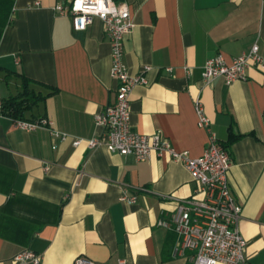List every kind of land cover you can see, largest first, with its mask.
I'll return each mask as SVG.
<instances>
[{"label":"crops","instance_id":"0c3cea01","mask_svg":"<svg viewBox=\"0 0 264 264\" xmlns=\"http://www.w3.org/2000/svg\"><path fill=\"white\" fill-rule=\"evenodd\" d=\"M0 33V98L16 95L25 76L45 100L27 118L48 128L24 132L0 116V264L32 251L40 264H192L174 255L175 234L157 226L188 199L195 183L184 165L152 154L145 162L88 149L94 116L114 102L110 44L100 19L75 32L54 8L70 0H12ZM133 29L124 41L130 75L143 67L147 86L130 95L134 132L165 136L172 147L199 157L207 133L197 126L193 100L203 104L212 131L227 145L229 189L242 207L246 263L264 264V73L204 85L202 67L220 55L227 64L257 44L264 58V0H118ZM167 69H171L169 72ZM33 119V118H32ZM240 136V137H237ZM48 167V171H45ZM134 197L135 202L121 197ZM171 199H166V197Z\"/></svg>","mask_w":264,"mask_h":264},{"label":"built area","instance_id":"2783aa9c","mask_svg":"<svg viewBox=\"0 0 264 264\" xmlns=\"http://www.w3.org/2000/svg\"><path fill=\"white\" fill-rule=\"evenodd\" d=\"M54 10L71 19L75 32L87 30L94 18L101 20L110 44V75L117 82L114 102L94 116L96 135L85 141L75 139L73 146L78 147L85 142L90 150L103 147L109 153L130 156L137 162L148 161L154 153L182 163L195 188L191 197L177 200L176 210L157 222L158 227L175 234L174 255L183 256L191 252L192 264H247V242L239 227L242 207L229 189L231 157L227 147L212 131L200 98L197 96L193 100V108L197 126L205 130L208 140L199 157L176 150L160 133L145 135L134 132L129 121L130 95L134 87L148 85L146 73L150 68L143 67L138 74L130 75L125 65L124 41L133 29L128 7L113 0H70L66 4H58ZM251 67L264 73V58L257 44L249 53L234 58L230 64L220 55L208 59L202 67L201 79L204 85H210L215 80H221L226 85L243 82L247 80V71ZM1 105L0 98V110ZM13 122L16 128L24 132L48 128L54 137L63 141L67 139L66 135L51 129V122L45 118ZM45 171H48V167H45ZM121 200L135 202L134 197L125 195ZM40 261L41 257L32 251H24L13 258L14 264H40ZM73 264L94 263L78 257ZM118 264L125 262L119 261Z\"/></svg>","mask_w":264,"mask_h":264},{"label":"trees","instance_id":"16d2710c","mask_svg":"<svg viewBox=\"0 0 264 264\" xmlns=\"http://www.w3.org/2000/svg\"><path fill=\"white\" fill-rule=\"evenodd\" d=\"M113 1L118 2V0ZM12 2V0H0V33L6 26L10 24ZM16 76L20 79L21 90L14 96H9L8 98L2 99L0 112L2 116L9 117L12 120H37L38 118L33 115H31L32 117L30 119L27 118V113H32L33 108L39 103L43 102L45 97L39 93H36L30 88L31 84H35L33 81H30L21 74H16ZM224 146L227 147L226 144H224ZM0 235L13 240H20L21 238L18 236L7 235L5 233H0Z\"/></svg>","mask_w":264,"mask_h":264}]
</instances>
